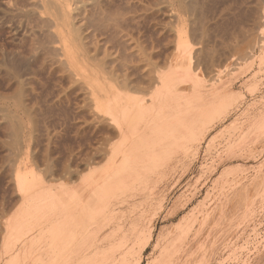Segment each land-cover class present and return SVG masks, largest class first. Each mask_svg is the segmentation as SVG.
<instances>
[{
    "label": "rangeland",
    "instance_id": "rangeland-1",
    "mask_svg": "<svg viewBox=\"0 0 264 264\" xmlns=\"http://www.w3.org/2000/svg\"><path fill=\"white\" fill-rule=\"evenodd\" d=\"M75 1L76 0H72L73 2L72 4L74 5H72L71 7L76 9V7H73V6H76ZM97 1L99 2L98 3L99 5L101 6L103 5L102 6L103 8H104V5H106L105 6L106 12H104V14L106 15H104V17L107 16V18L106 17L104 18L102 16V18H104V23H106V25H103L102 24L103 21H100L102 19L100 18L101 15L100 17L97 16L99 18L95 17L97 19V22L95 21L96 19L94 18L93 22H95L96 26L91 25V27L89 28L90 31L91 30L93 31V28H95V31H93V33L91 32L92 40L96 38L93 41H97V43L98 42L100 43L99 40H102L103 43H100V46L102 47H118V46L122 47L124 44L123 47H127V46L137 47L138 46V48L141 47V48L147 49V51H148V48L151 49L150 47H154L152 48V49H155V51L152 50L154 51L153 55H155V53L157 56L159 55L158 57L156 55H155L156 57L153 56L156 58V61H154V58H153V63H154L153 65L155 68L153 69V71H155L157 68V72L158 73L161 72L160 75H158L156 71L154 72L158 76L155 79V81H157L156 85L154 83L155 81L153 82V84H148V85L146 82L144 83L141 82V84L140 83L139 84L142 86H144V84H146L147 87L149 85L151 86H149V88H146L145 87L146 85H145L143 89L145 92L141 90L142 89L141 87H139V90H141V92L139 90H138L139 92H137V89H138L137 88L138 84H137V87H136L137 89L135 87L133 88H135L134 93L136 90V93H138L139 95H136L135 93L132 96L135 95L134 97H137V96L141 97L142 95H144V98H147L149 94V93L147 94V92L152 90V88L154 87L156 88L161 87L163 89L167 88V90H170V88L173 87L175 90V88L179 86V87H182L185 92L193 87L194 89L200 91V94L202 95L201 101L198 100V102L201 103V106H203L205 102L209 103L213 101L214 99H215L214 102L216 103V106H217L216 109L214 108L211 112L209 111L210 114H208L207 113L208 111L206 112L205 110L207 116L206 114H204V116L206 118L202 117V120L199 123L200 125L198 124L200 127L199 128L197 127L196 132L192 134L196 138H192L194 136H191L190 138H192L193 140L189 138V140H187L188 142L185 141L187 145L185 144L184 147L182 146L183 148L180 147L181 149L179 148L178 151L172 155L173 158L171 157L172 159L170 158L171 160L169 161V168L170 167L171 168L170 169L168 168L169 170L163 176L156 174V172H149V179L152 177L151 178L152 182L150 181L151 189H148V190L143 189V187L145 186L144 184L145 181L143 180L139 182H136V181L130 182L131 186H127L126 187L127 190L124 189L123 192L121 191L122 193L118 192L117 190L115 192L116 194H113L115 196L112 195L111 197V199L114 200L116 198V195L119 193L118 197L116 198V201L117 200L118 201L116 205L113 206L114 207L113 211L115 210L116 214H115V211L113 212L110 208L109 209L107 208V212H106V209L104 208L103 209L105 211L103 209L98 210V211H101L100 213L102 216L99 213L98 215L99 217L97 216L98 218L96 219L95 222L99 224H103L106 221V225L108 224L107 226L105 225L104 226L105 228H103L99 232L101 236V237L99 236L101 238L99 239L100 240L103 239V241H100L101 243L98 241V245H100L98 249L100 251L105 250L104 254H109L111 252L112 253L114 252L116 254L117 250L118 252L122 250V252L124 253L123 250L126 248L129 252L127 251L128 252L127 254L124 253L127 257L124 255L126 257L125 260H123L125 261V263H122V264H152V263L153 264L155 263L156 264H159V263L160 264H183L182 263L183 258L187 259V260L186 259L184 260L185 264L186 263L196 264L197 260L199 261V259L201 261L202 260L205 261V262L203 261L204 263L200 261V263H203V264H264V44L262 46L257 45L258 38L261 34H262L261 36L264 38V26H262L264 25V20H263V23L261 24L262 27L260 26L262 29L260 27L256 28L254 26V23H255L254 21L258 19V18L257 19L255 18L258 16L259 18H261L262 15L264 14V11H263L264 4L260 3L261 1L263 2V0H260L259 2L260 5H258L259 3H257L259 0L258 1L257 0H250V1L249 0L248 1L247 0H243V1L242 0L241 1L240 0H233V1L225 0L226 3L224 2V0L195 1V2H198V4H196V7L198 6L197 7L198 10L201 8L199 11L204 12L203 16H202V12L200 13L196 8H195V11L197 10L196 13L194 11L189 12L191 17L189 16V13L185 14L184 16L185 18V21H184L185 30L184 31L185 32L184 33L186 35V38L183 42L179 43V45H182V46L177 47L178 49L175 48V46L178 43H177V38H175L176 34H174V33H177L176 30L178 28V21L177 20L175 21L173 17H171L172 22L170 21L171 20L170 14H169L170 13L169 12L170 3L168 2V0H128L127 1L128 3L126 2V0H97ZM19 2L20 0L17 2L16 0H13V1L12 0H4V1L0 0V18H1L0 19V25H1L0 26V59H1L0 60V92H1L0 93V121H1L0 122V132L4 129L3 131L4 133L3 132L0 133V154H1L0 155V161H1L0 162L1 163L0 164V205H1L0 209L2 210V211L0 210L1 212L0 213V220H1L0 221V251L6 245L8 246L7 243L9 244L12 242H14L15 244L18 243V241L14 240L15 236H13V234H11L12 237L10 236L6 220H8V217L10 218V216L17 209V207L19 206V202L15 204L12 207V209L11 208L6 209L7 207L5 208L4 204H5V201L8 200L7 197L11 198L16 194V190L13 189L14 187L12 183L13 182L12 178L14 177L15 167L21 163V160L23 161L25 159L24 155H26V151H28V156L30 155L29 156V160H31L30 162L32 164L34 163L33 161L37 163L33 165L34 167H37L38 169H40L39 171L42 172V174L41 172L40 174L44 179V183L47 182L45 185L52 187V189L54 188L59 189L63 185L68 186V183L69 185H72V184H75L77 181L79 182L80 178H82V176L87 174V172L91 168L95 167L98 169L99 167L104 166V164L109 161V157H110L109 155H111V152H114V148H116L117 146L118 148H116L115 151L116 150L118 151V152L116 151V155L117 157H119V159L120 157H122L121 156L122 154H127L124 152H128L129 154L130 153L129 147L131 148L130 145L132 144L131 140H126L127 142L124 143L122 139H120L121 136L119 135L117 136V134H115L112 131L115 126H113L112 125L113 123L111 124V122L108 123L109 121L106 120L107 118H105V116L107 115H103L104 112L101 113L102 111L100 112L99 109L97 108V105H96L97 99L101 102L100 104V102L98 101L97 102L98 105L100 104L103 106L105 98L104 99L102 98L104 100L103 102L101 98H97L95 99L96 101L93 102V100H91L93 98L89 94L88 95L91 98L89 97L87 98L88 95L86 94H81V92L78 91L80 89L78 85H82L80 80H77V82H75V85L72 83L73 86L70 87L71 84L69 83L68 80L72 79V81H75L73 80L74 76L71 75V77L73 78L69 77L70 75L66 77V75H68L66 74V72L68 71L65 70L66 66H63L64 67L63 68L61 67L62 64L59 66L60 64L59 60L56 62V60L61 57L60 56L61 54H62V57L64 56L63 54L66 50L61 51L63 52L61 53L60 52L61 49L57 47L52 48V46L48 47V46H45L44 44L45 42H49V39L46 37V36H49L48 35L49 33H46V32H48L47 31L48 28L50 31L51 29L45 24L46 22L44 23L43 21H41V20H44V17H45V14L42 13V11L40 10L42 8L37 9L38 7H36L35 4L33 5L31 1L29 2L22 1V2H25L26 5L25 3H21V2L19 3ZM77 2H80V1L78 0ZM201 2L202 3L204 2V3L202 4ZM254 2H256L257 4ZM29 3L32 4L33 6L31 7ZM83 3L81 2L80 5L79 3H77V5L82 6ZM215 5L218 7H216ZM23 6L26 8H24ZM238 7H241V9L239 10ZM248 7L250 10L248 9ZM114 8H115V11H114ZM141 8H143L144 11L141 10ZM221 8L222 9L224 8L223 9L224 11L221 10ZM227 9L228 11H226ZM260 10L262 11L261 13H263L262 15L260 13ZM254 13H257L258 15L257 14L254 15ZM234 15L236 16L234 17ZM120 16L122 19H120ZM194 17L195 18L197 17L199 20L195 19ZM203 17H206V18H203ZM127 18H130V20ZM205 19L208 21H205ZM217 19H218V22H217ZM253 19L255 20L253 21ZM117 20L122 23H118ZM124 20H126L127 22L126 21L124 22ZM173 20L175 21L174 24H173ZM248 20H250L251 22L252 21L254 22L252 23H253V26L256 28L255 31H254L255 28L252 27L251 25L252 23ZM98 21L100 22L99 25L101 24L102 28L101 26L100 28L99 26H97ZM107 21L109 22V24ZM110 21L112 24L110 23ZM189 21H192V23H194L193 25L199 28V33H197V31L195 32V35L198 34L197 36H195L192 33L191 31L192 25H189ZM41 22H43V24L45 25H42ZM116 23L118 24V26L116 25ZM168 23H170L171 25ZM196 23L200 25V27ZM218 24L219 25L222 24L221 25L222 28ZM104 26H106L107 28L106 27L104 28ZM169 26H173L174 29L172 30V27H169ZM39 27L40 28L42 27V28L40 29ZM96 27H98V29H96ZM133 27H136V28H134L133 30ZM167 27L171 28L170 34L168 33L169 29ZM116 28H119V29H116ZM125 28H128V29L125 30ZM99 29L101 30V32ZM220 29L221 30L223 29V30L221 31ZM53 30L54 29H52V31ZM200 30L202 32H200ZM115 31H117V33ZM190 31L191 33H189ZM126 32L128 33V35H126L127 34ZM121 33L122 35L120 36ZM171 33L174 34L175 37H173L174 35H172ZM168 35H171L172 37ZM191 35H194V37L192 36L191 38ZM97 37L99 40L97 39ZM125 38L127 39V41ZM194 38H195V41H194ZM223 38H226V39H223ZM39 41H42V42L44 41L43 43L44 46L42 45V42H40L41 43L40 44ZM115 41L117 42V44ZM54 42L56 43V41ZM53 43H51L50 45H52ZM93 43H96V42H92L91 44ZM121 43L123 44L121 45ZM46 44H49V43H46ZM169 47H171V49ZM223 47L227 49L225 50ZM43 48L46 52L43 51ZM54 48L59 49V52L61 54L58 53V50L57 49L55 50ZM90 49H92V47ZM187 49L191 52H189ZM77 50L80 51V49H76V52H78ZM176 50L177 51L179 50L178 51L179 53H176L177 52ZM67 51L73 53V51H70V48L67 49ZM193 51H195V55ZM197 51L199 52L200 55L196 53ZM56 52L58 53L59 56L57 55ZM206 53L208 56L206 55ZM73 54H75V52ZM79 54H81V52L80 53L78 52V54L76 55L79 59H81L83 55L82 54L79 55ZM175 54H177V56H175ZM167 55H168V58L166 57ZM50 57L52 58V60L50 59ZM36 58H39V59H36ZM42 58H46V59H42ZM197 60L198 62L196 63L195 61ZM188 63H190L188 66L189 68L186 67ZM159 64L162 66H160ZM50 65L51 67L48 68V66ZM177 66H179L180 68L179 67L177 68ZM193 66H195L196 68ZM46 67L47 69H45ZM54 67H57V68H54ZM52 68H53V71H52L53 73L50 72ZM60 68H61V71L62 72L64 71L65 73L64 72L61 73V71H59ZM54 71L56 72V74L54 73ZM58 72L61 75H59ZM23 74H25V76ZM70 74L72 73L70 72ZM33 75L34 76L36 75V76L34 77ZM13 76L16 78H14ZM179 76L181 77L183 76V79ZM13 78L15 80H13ZM161 78L166 84L162 82ZM60 80L63 81L64 84ZM25 81L26 83H24ZM72 81L70 80V82ZM168 82H170L171 84ZM60 84L62 85L60 86ZM167 84L168 85L170 84L171 86L170 85L168 86ZM63 85H64V88H63ZM161 85H163L164 87ZM12 86L15 87L14 88L15 90L13 89ZM56 86H59V87H56ZM125 87L127 86H123L124 89L121 87L123 91H125ZM20 88L22 89V91L20 90ZM128 88L129 90L132 89L131 92L133 93V88L127 87L126 89L128 90ZM173 88H171L172 91H174ZM145 89L147 90V92ZM84 90L86 89L84 88ZM84 90L83 92L85 93L86 91ZM11 92H13V94ZM120 92L122 93V91ZM8 93L10 95H7ZM187 93H185V95H187ZM125 94L131 96V94H129L128 92ZM85 95L86 97H84ZM9 97L11 98V100ZM21 98L22 99L25 98V100H22ZM35 98L36 99L38 98V99L36 100ZM51 98H53L54 100ZM80 99L81 101H79ZM82 100H84L85 102ZM80 102L81 104H79ZM15 104H18V106ZM29 108H31L32 110H30ZM1 110L3 111L1 112ZM96 111L102 114L103 116L102 119H101V114L98 115ZM13 112L15 113V115ZM93 112H95L96 114ZM93 115H95V117ZM6 116L8 118L10 117L11 118L8 119ZM30 117L31 119L33 118L32 119L33 121H31ZM5 119L6 121H4ZM11 119H12V123L10 122ZM16 119L18 121V124H17ZM9 122L11 123L13 127H8L10 124ZM4 123H6L7 130H9L8 128H12V129L14 128V132L12 131V129H10V131L8 132L6 130ZM33 123L34 125H32ZM91 124H93L92 127H91ZM123 124L124 122L122 123V128L124 129H126L127 127L129 128V126H127V123L124 124L127 127L124 126ZM81 127L83 131L81 130ZM105 127L107 128V130ZM110 128L112 130H110ZM198 131H199V134H198ZM6 132L7 134H5ZM11 132L16 133V134H14L13 136V133ZM46 134H48V136ZM50 134H53V135H50ZM6 135L7 136L10 135L9 138ZM17 135L19 138L17 137ZM42 136L44 137V139ZM33 137H35L34 140H33ZM25 139L30 142L28 141L26 142ZM51 139L53 140V142ZM6 140L7 141L9 140V141L7 142ZM91 140H93V142H91ZM3 142H6V143H3ZM47 143L48 144L50 143L52 147L51 145H48ZM92 144L95 147H93ZM69 146L71 147V149H69L70 148ZM12 147L13 148L15 147V148L12 149ZM93 148H95V150H93ZM9 149L11 150V152ZM90 149H92V151ZM45 150L47 151V154ZM42 151L44 155L42 154ZM30 152L32 154H30ZM13 153L15 154L16 157H14V155L12 156ZM85 153L89 156H87ZM7 154H9V156ZM21 154L23 155L22 157H21ZM39 154H42V155H39ZM50 154H52L53 156H51ZM82 154L84 155V157L82 156ZM113 154H115V152ZM38 155L40 157L43 156L42 157L43 161L40 159ZM101 156L103 157L105 156V157L103 158ZM34 157L36 158L33 159ZM91 158H93V160H96V161L93 162ZM101 158H102V161L100 162ZM97 159L99 160L97 161ZM79 161L80 163H78ZM42 162L44 164H42ZM63 162L64 164H66V166L63 164ZM85 163L86 164L88 163L89 166L87 164V167H86ZM60 165L64 167H61ZM40 166L43 168H41ZM59 167L61 170L59 169ZM52 169H54V171L58 169L57 170L58 173L57 171L54 172ZM9 170H11L12 172ZM65 171H66V174H65ZM77 171H80V172H77ZM67 172L68 173L71 172V173L68 174ZM53 174L54 175L56 174L57 176L58 174L60 175L57 177L56 175L54 176ZM8 181L9 182L12 181L11 188H7V187H10L9 186L10 183ZM140 183L143 184L142 185L143 187L141 186ZM135 186H137L136 187L137 190H134ZM130 187H131V190H133L132 192L130 190ZM4 189L7 195L3 192ZM120 190L122 189H119V191ZM2 192L4 193L3 195L1 194ZM10 193H12L13 195L12 194L10 195ZM113 197L115 198L113 199ZM3 199H7V200L3 201ZM3 212L5 213L6 216L4 215ZM104 212L106 213V216L110 214L109 215L110 217L107 218ZM112 214H114L115 216H111ZM101 219L102 220L104 219V221H102ZM113 224L115 225V228H116L115 230H113L114 229ZM117 226H120V227H117ZM107 228H108V231H107ZM109 230L110 232L112 231V233H110ZM103 231L105 232L104 235L101 234V233H104ZM79 237L80 236H76L74 239H72L71 246L73 248L77 247L79 245V242L82 240V239H79ZM65 239L67 240L68 237L67 238L65 237ZM77 241L79 242L77 243ZM101 244L103 247H101ZM112 244L116 245L118 249L116 246L115 248L114 245ZM83 245L85 244L83 243ZM112 246L114 247L113 249H112ZM100 248H103V249L106 248V249L102 250ZM107 248L109 249L107 250ZM82 250L80 252L81 254H79V257L76 261L82 259V256L84 254L87 255L88 253L87 250L85 249L83 251ZM188 252H189V255H188ZM32 256L33 255L27 256V259L32 258Z\"/></svg>",
    "mask_w": 264,
    "mask_h": 264
},
{
    "label": "bare ground",
    "instance_id": "bare-ground-1",
    "mask_svg": "<svg viewBox=\"0 0 264 264\" xmlns=\"http://www.w3.org/2000/svg\"><path fill=\"white\" fill-rule=\"evenodd\" d=\"M4 1V0H3ZM13 1V0H12ZM19 0H16V2ZM22 1H31V3H33V5L35 4L36 7L42 8L40 9L42 11V13L45 14L44 20L43 21L48 27H50L51 31L48 28V35L46 36L49 39V42H45L44 41H39L45 44V46H52L53 47H57L61 51L66 50L70 48V51H73V53L75 52V54H73L72 52L66 51L64 52V58L62 57L63 52H59L61 57L59 59L56 60V62L59 60V66L61 65V67L66 66L65 70L68 71L66 72V77L69 76L72 79H70L72 82L69 81V83L72 85V83L75 85V82H77V80H80L82 85H78L81 89L82 87V91L79 89L78 91L81 92V94H86V95H90L93 99V102H95L97 98H101L102 102L104 101L103 106L100 105L101 102L97 99V102H100V106L98 105V103L96 102L97 108L99 109V111L101 113H103V115H107L105 116V118H107L106 120H108L113 126H115L113 128V130L110 128V130H112L115 134H117V136H121L120 139H122V141L124 143H126V140H131L132 144L130 145L131 148L129 147V154L128 152H124L127 154H122L121 156L123 157H117L116 155V151L115 149L118 148V146L116 148H114V152L115 154H113L114 152H111V155H109V161L107 163L104 164V166L99 167L98 169L95 168H91L87 174H85L84 176H82V178H80V181L76 182L75 184L69 185L68 186H62L59 189H52V187L46 186L44 183V179L41 176L42 172L39 171L40 169H38L37 167H34L33 164H37L35 161H33L34 163L32 164L29 160V156H28V151H26V155L25 159L22 161L19 165H17L15 167V173H14V177L13 182L12 181H8L10 184L11 182L13 183V189L16 190V194L13 197H7V199H3V201H5V208L6 209H12V207L17 204L19 202V206L17 207V209L14 211V213L10 216V218L8 217L7 221V226L9 229V233L10 236L11 234H13L14 240L18 241L17 244H15L14 242L12 243H7L8 246L6 245L5 247H3V249L0 251V264H122L125 263V258L127 257L124 253H128L129 251L125 248L122 252V250H120L115 254L114 252L109 253V254H104L106 248H100L104 251H100L98 248L100 245H98V241H103L100 240L101 236L99 234L100 230H102L103 228H105L104 226L106 225V221L103 224H99L96 223V219L99 217V213L101 211H98L99 209H106L107 212V208L111 209L113 211L114 209V205H116L117 201L116 198L118 197V194L116 195V198L113 197L114 200L111 199L113 194H116L115 192L118 190V192L122 193L124 189L127 190V186H131L130 182L136 181L139 182L141 180L145 181L144 184L145 186L143 187L142 183L141 186L143 187V189H151L150 185H151V178L149 179V172H156V174H159L161 176H163L170 168H169V161L173 158L172 155L178 151V149L181 147L183 148L185 146V141L189 140V138L191 136H194L192 134H194L196 132V128L200 127L199 123L202 120V117H205L204 114H206V112L208 114H210V112L215 108L216 109V103L213 101L207 103V102H203V106H201V103L198 102L201 101L202 99V95L200 94V91L194 89L193 87L190 88L188 91H184V89L182 87L177 86L174 90H167V88H152V90H150L149 92H147L148 96L147 98H144V95H142L141 97L137 96L134 97L132 96L134 93V89L137 87L138 84V89L137 92H141V90L144 89V86L146 84H144V86L140 85L141 82H146L147 85L148 84H153V82L155 81V79L158 77V75H160V73L157 72V68H156V72L157 74H155L153 71L154 68V63H153V58L154 61H156V53L155 55H153V52L155 51V49H152L154 47H150L151 49L148 48L144 49V48H138L137 47H123L124 46V41L123 43H121V45L123 44L122 47H102L100 46V43H103L102 40H99L98 37L97 39L100 41V43L97 41H93L95 39L92 40V33L93 31H95V28H93V31L89 30V28L91 27V25H95L94 18L101 15L100 18H102V16L104 17V12H106V8L104 5V8L99 5L98 1L96 0H79L80 2H77L78 0H76V7L72 8L71 6L74 5L72 4V0H20L21 3H25ZM84 1V3H83ZM128 0H126L127 2ZM195 1H199V0H168L169 4V8H170V19L171 17H173V19H175V21H178V28H177V33L176 37L174 34L173 37L177 38V45L175 46V48L177 47H181L182 45H179L180 42H183L186 38L185 35V29H184V21H185V14L194 11L196 13V11L198 10V6L196 7V4H198V2ZM204 1V0H203ZM233 1V0H232ZM241 1V0H240ZM243 1V0H242ZM248 1V0H247ZM250 1V0H249ZM258 1V0H257ZM7 2V1H6ZM19 2V3H20ZM74 2V3H75ZM83 3L82 6H79L80 3ZM97 2V3H96ZM101 2V1H100ZM167 2V3H168ZM213 2V1H212ZM225 2V0H224ZM230 2V1H229ZM236 2V1H235ZM260 0L257 2L259 3ZM18 3V4H19ZM77 3H79V5H77ZM106 3V2H105ZM124 3V2H123ZM128 3V2H127ZM144 3V2H143ZM165 3V2H164ZM202 3V2H201ZM204 3V2H203ZM202 3V4H203ZM226 3V2H225ZM246 3V2H245ZM252 3V2H251ZM256 3V2H254ZM256 3V4H257ZM260 3L264 4V0L263 2L261 1ZM260 3L258 5H260ZM4 4V3H3ZM126 4V3H125ZM223 4V3H222ZM237 4V3H236ZM242 4V3H241ZM13 5V4H12ZM24 5V4H23ZM26 5V3H25ZM29 5L32 7L33 5L29 3ZM38 5V6H37ZM108 5V4H107ZM124 5V4H123ZM130 5V4H129ZM137 5V4H136ZM156 5V4H155ZM221 5V4H220ZM233 5V3H232ZM243 5V4H242ZM7 6V5H6ZM17 6V5H16ZM28 6V5H27ZM29 6V7H30ZM79 6V7H78ZM134 6V5H133ZM146 6V5H145ZM201 6V5H200ZM199 6V7H200ZM207 6V5H206ZM216 6V5H215ZM225 6V5H224ZM227 6V4H226ZM231 6V5H230ZM229 6V7H230ZM240 6V5H239ZM262 6V4H261ZM24 7V6H23ZM35 7V6H34ZM78 7V8H77ZM123 7V6H122ZM127 7V6H126ZM141 7V6H140ZM147 7V6H146ZM153 7V6H152ZM208 7V6H207ZM214 7V6H213ZM218 7V6H216ZM237 7V5H236ZM246 7V6H245ZM256 7V6H255ZM26 8V7H24ZM132 8V7H131ZM137 8V7H136ZM195 8L197 9L195 11ZM227 8V7H226ZM239 10L241 9V7H238ZM253 8V7H252ZM251 8V9H252ZM11 9V8H10ZM31 9V8H30ZM113 9V7H112ZM126 9V8H125ZM201 9V8H200ZM199 9V10H200ZM207 9V8H206ZM210 9V8H209ZM224 9V8H223ZM221 8V10H223ZM232 9V8H231ZM244 9V8H243ZM249 9V7H248ZM15 10V9H14ZM44 10V11H43ZM119 10V9H118ZM128 10V9H127ZM134 10V9H133ZM140 10V9H139ZM141 10H143V8H141ZM140 10V11H141ZM153 10V9H152ZM169 10V9H168ZM198 10V11H199ZM230 10V9H229ZM247 10V8H246ZM250 10V9H249ZM248 10V11H249ZM19 11V10H18ZM32 11V10H31ZM40 11V12H41ZM115 11V8H114ZM144 11V10H143ZM213 11V9H212ZM218 11V10H217ZM216 11V12H217ZM220 11V9H219ZM224 11V10H223ZM228 11V9L226 10ZM264 11V10H263ZM7 12V11H6ZM34 12V11H33ZM39 12V13H40ZM109 12V11H108ZM113 12V11H112ZM124 12V11H123ZM128 12V11H127ZM193 12V13H194ZM200 12V11H199ZM202 12V11H201ZM200 12V13H201ZM206 12V10H205ZM209 12V11H207ZM211 12V11H210ZM262 11L260 10V13ZM32 13V12H31ZM30 13V14H31ZM115 13V12H114ZM119 13V11H118ZM130 13V12H129ZM150 13V12H149ZM202 12V16H203ZM213 13V12H212ZM229 13V12H228ZM227 13V14H228ZM238 13V12H237ZM258 13V11H257ZM257 13H254L257 14ZM259 13V15H260ZM12 14V13H11ZM25 14V13H24ZM109 14V13H107ZM124 14V13H123ZM127 14V13H126ZM214 14V13H213ZM225 14V13H224ZM233 14V13H232ZM253 14V13H252ZM263 13H261L262 15ZM6 15V14H5ZM8 15V14H7ZM21 15V14H20ZM29 15V14H28ZM36 15V14H35ZM42 15V14H41ZM116 15V14H114ZM138 15V14H137ZM195 15V14H194ZM205 15V14H204ZM217 15V14H216ZM226 15V14H225ZM224 15V16H225ZM258 15V14H257ZM256 15V16H257ZM126 16V15H124ZM132 16V15H131ZM129 16V17H131ZM143 16V15H141ZM147 16V15H145ZM190 16V13H189ZM207 16V15H206ZM221 16V15H219ZM223 16V14H222ZM228 16V15H227ZM236 15H234L235 17ZM238 16V15H237ZM246 16V15H245ZM22 17V16H21ZM30 17V16H29ZM34 17V16H33ZM41 17V16H40ZM97 17V18H99ZM107 18V16H105ZM104 17V18H105ZM112 17V16H111ZM115 17V16H114ZM117 17V16H116ZM133 17V16H132ZM169 17V16H168ZM191 17V16H190ZM198 17V16H197ZM195 18L197 20H199L198 18ZM210 17V16H208ZM226 17V16H225ZM250 17V16H249ZM104 18H102L100 21H103V25H106V23H104ZM125 18V17H124ZM137 18V17H136ZM141 18V17H140ZM206 18V17H203ZM233 18V17H232ZM258 18V19H257ZM1 19V18H0ZM27 19V18H26ZM96 19V18H95ZM116 19V18H114ZM120 19L121 16H120ZM130 20V18H127ZM126 19V20H127ZM155 19V18H154ZM191 19V18H190ZM210 19V18H209ZM222 19V18H220ZM224 19V17H223ZM255 19H257L256 21H254ZM255 19H253L254 26L260 27L261 24L263 23L264 20V14L262 15L261 18L256 17ZM3 20V19H2ZM21 20V19H20ZM99 20V19H98ZM111 20V18H110ZM113 20V19H112ZM124 20V22L126 21ZM132 20V19H131ZM136 20V19H135ZM166 20V19H165ZM192 20V19H191ZM227 20V19H226ZM232 20V19H231ZM240 20V18H239ZM97 22V19L95 20ZM106 21V20H105ZM118 21V20H117ZM116 21V22H117ZM123 21V20H122ZM134 21V19H133ZM140 21V20H139ZM146 21V20H144ZM148 21V20H147ZM172 22V19L170 20ZM175 21L173 20V24L175 23ZM205 21H208L205 19ZM212 21V20H211ZM210 21V22H211ZM233 21V20H232ZM238 21V20H237ZM250 21V20H248ZM40 22V20H39ZM43 22H41L42 25ZM108 22V21H107ZM114 22V21H113ZM127 22V21H126ZM137 22V21H136ZM163 22V21H162ZM167 22V21H166ZM169 22V20H168ZM170 22V23H171ZM191 22V24H190ZM194 22V21H193ZM214 22V21H213ZM218 22V19H217ZM225 22V20H224ZM251 22V21H250ZM251 22V23H252ZM93 23V24H91ZM99 21L97 23V26H101V24L99 25ZM111 23V21H110ZM118 23H122L119 22ZM145 23V22H144ZM168 23V24H170ZM198 23V22H197ZM196 23V24H197ZM204 23V22H203ZM215 23V22H214ZM223 23V22H222ZM242 23V22H241ZM253 23L251 24L252 27ZM33 24V23H32ZM35 24V23H34ZM109 24V22H108ZM112 24V23H111ZM133 24V23H132ZM137 24V23H136ZM147 24V23H146ZM172 24V23H171ZM170 24V25H171ZM194 23H192V21H189V25H192L191 27V31L192 33L195 35V32L197 31V33H199V28L195 27V25H193ZM199 24V23H198ZM197 24V25H198ZM202 24V23H201ZM206 24V23H205ZM213 24V23H212ZM211 24V26H212ZM216 24V23H215ZM220 24V23H219ZM218 24V25H219ZM240 24V23H239ZM250 24V23H249ZM39 25V24H38ZM116 25L118 26V24L116 23ZM131 25V24H130ZM128 25V26H130ZM134 25V24H133ZM167 25V24H166ZM222 25V24H221ZM221 25H219L221 27ZM1 26V25H0ZM26 26V25H25ZM96 26V25H95ZM113 26V25H112ZM115 26V24H114ZM116 26V27H117ZM200 27V25H198ZM206 26V25H205ZM210 26V25H209ZM214 26V25H213ZM229 26V25H228ZM240 26V25H239ZM248 26V25H247ZM264 26V25H262ZM261 26V27H262ZM106 26H104L105 28ZM111 27V26H110ZM132 27V26H131ZM130 27V28H131ZM138 27V26H136ZM133 27V30L134 28ZM155 27V26H154ZM172 27V30L174 29L173 26H169ZM195 27V28H194ZM251 27V26H250ZM254 27V28H255ZM260 27V28H261ZM40 28V27H39ZM38 28V29H39ZM42 28V27H41ZM40 28V29H41ZM102 28V26H101ZM107 28V27H106ZM129 28V27H128ZM128 28H125L128 29ZM168 28V27H167ZM202 28V27H201ZM207 28V27H206ZM205 28V29H206ZM219 28V27H218ZM222 28V27H221ZM226 28V27H225ZM233 28V27H232ZM256 28L254 29V31L256 30ZM27 29V28H26ZM29 29V28H28ZM52 29H54L52 31ZM96 29H98V27H96ZM112 29V28H110ZM115 29V28H114ZM119 29V28H116ZM165 29V28H164ZM168 33L170 34L171 32V28H168ZM204 29V28H203ZM202 29V30H203ZM230 29V28H229ZM253 29V28H252ZM262 29V28H261ZM33 30V29H32ZM100 30V29H99ZM104 30V29H103ZM106 30V29H105ZM109 30V29H108ZM189 30V29H188ZM221 30V29H220ZM223 30V29H222ZM221 30V31H222ZM231 30V29H230ZM229 30V31H230ZM46 31V29H45ZM191 31L189 33H191ZM204 31V30H203ZM219 31V30H218ZM42 32V31H41ZM92 32V33H91ZM101 32V30H100ZM99 32V33H100ZM117 33V31H115ZM120 32V31H119ZM133 32V31H132ZM173 32V31H172ZM200 32H202L200 30ZM206 32V31H205ZM212 32V31H211ZM220 32V31H219ZM242 32V31H240ZM36 33V32H35ZM125 33V32H124ZM127 33V32H126ZM136 33V31H135ZM140 33V32H139ZM153 33V32H152ZM228 33V32H227ZM239 33V32H237ZM236 33V34H237ZM252 33V31H251ZM249 33V34H251ZM45 34V33H44ZM104 34V33H102ZM101 34V36H102ZM115 34V33H114ZM259 34V33H258ZM34 35V34H32ZM52 35V36H51ZM99 35V34H98ZM111 35V34H110ZM122 35V33L120 34V36ZM128 35V33L126 34ZM130 35V34H129ZM143 35V34H142ZM194 35H191L194 37ZM198 34H196L195 36H197ZM209 35V34H208ZM218 35V34H217ZM240 35V34H239ZM245 35V34H244ZM260 35V34H259ZM258 35V36H259ZM262 35V34H261ZM260 35V36H261ZM112 36V35H111ZM116 36V35H115ZM171 36V35H168ZM202 36V35H201ZM222 36V35H221ZM235 36V35H234ZM241 36V35H240ZM258 38V46L259 45H263L264 44V38L261 36ZM35 37V36H34ZM105 37V36H104ZM110 37V36H109ZM114 37V35H113ZM118 37V35H117ZM128 37V36H127ZM148 37V36H147ZM160 37V36H159ZM172 37V36H171ZM190 37V36H189ZM203 37V36H202ZM208 37V36H207ZM229 37V36H228ZM227 37V38H228ZM31 38V37H30ZM45 38V37H44ZM123 38V37H122ZM129 38V37H128ZM146 38V37H145ZM106 39V38H105ZM111 39V38H110ZM126 39V38H125ZM170 39V38H169ZM226 39V38H223ZM232 39V38H231ZM257 39V38H255ZM107 40V39H106ZM112 40V39H111ZM116 40V39H114ZM145 40V39H144ZM165 40V39H163ZM175 40V39H174ZM46 41V40H45ZM56 41V43L54 42ZM127 41V39H126ZM129 41V39H128ZM148 41V40H147ZM154 41V40H153ZM192 41V39H191ZM195 41V38H194ZM197 41V40H196ZM225 41V40H224ZM28 42V41H27ZM32 42V41H31ZM54 42V43H53ZM92 42H96L91 44ZM112 42V41H111ZM116 42V41H115ZM120 42V41H119ZM131 42V41H130ZM190 42V41H189ZM188 42V43H189ZM198 42V41H197ZM204 42V41H203ZM240 42V41H239ZM33 43V42H32ZM31 43V44H32ZM35 43V42H34ZM38 43V45H39ZM49 43V44H46ZM51 43L55 44V45H50ZM113 43V42H112ZM138 43V42H137ZM145 43V42H144ZM143 43V44H144ZM166 43V42H165ZM199 43V42H198ZM222 43V42H221ZM16 44V43H15ZM41 44V43H40ZM99 44V45H98ZM105 44V43H104ZM111 44V43H110ZM117 44V42H116ZM133 44V43H132ZM135 44V43H134ZM142 44V43H141ZM183 44V43H182ZM229 44V43H228ZM227 44V45H228ZM26 45V44H25ZM24 45V46H25ZM29 45V44H28ZM37 45V46H38ZM41 45V46H42ZM91 45V46H90ZM93 45V46H92ZM130 45V44H129ZM145 45V44H144ZM148 45V44H147ZM170 45V44H169ZM186 45V43H185ZM189 45V44H188ZM207 45V44H206ZM226 45V46H227ZM230 45V44H229ZM4 46V45H3ZM31 46V45H30ZM44 46V45H43ZM100 46V47H98ZM106 46V45H105ZM172 46V45H171ZM215 46V45H214ZM236 46V44H235ZM238 46V45H237ZM254 46V45H253ZM260 46V47H261ZM21 47V46H20ZM34 47V46H33ZM32 47V48H33ZM92 47V49H90ZM143 47V46H142ZM205 47V46H204ZM40 48V47H39ZM51 48V49H52ZM80 49V51H78L79 53L81 52V54L83 55V57H81V59H79L77 57L76 54H78V52H76V49ZM147 48V47H145ZM171 49V47H169ZM221 48V47H220ZM224 48V47H223ZM31 49V48H30ZM46 49V48H45ZM55 49V48H54ZM55 49V50H56ZM72 49V50H71ZM173 49V47H172ZM178 49V48H177ZM189 49V48H188ZM187 49V50H188ZM209 49V48H208ZM225 49V48H224ZM227 49V48H226ZM225 49V50H226ZM26 50V49H25ZM47 50V49H46ZM54 50V51H55ZM93 52H92V51ZM154 50V51H152ZM162 50V49H161ZM168 50V49H167ZM182 50V49H181ZM186 50V49H184ZM195 50V48H194ZM217 50V49H216ZM2 51V50H1ZM35 51V50H34ZM43 51L44 48H43ZM50 51V50H49ZM48 51V52H49ZM177 51V50H176ZM175 51V52H176ZM179 51V50H178ZM176 53H179V52ZM189 51V50H188ZM187 51V52H188ZM199 51V50H198ZM196 52L199 54V52ZM33 52V51H32ZM46 52V51H45ZM166 52V51H164ZM168 52V51H167ZM186 52V51H185ZM191 52V51H189ZM194 55H195V51ZM203 52V51H202ZM219 52V51H218ZM36 53V52H35ZM39 53V52H38ZM50 53V52H49ZM55 53V52H53ZM57 53V52H56ZM57 53V55H58ZM169 53V52H168ZM173 53V51H172ZM216 53V52H215ZM52 54V53H51ZM79 54V55H81ZM184 54V53H183ZM186 54V53H185ZM192 54V53H191ZM228 54V53H227ZM21 55V54H20ZM44 55V54H43ZM48 55V54H47ZM161 55V54H160ZM171 55V54H170ZM207 55V53H206ZM214 55V54H213ZM28 56V55H27ZM40 56V55H39ZM50 56V54H49ZM52 56V55H51ZM59 56V55H58ZM155 56V57H153ZM159 56V55H158ZM157 56V57H158ZM175 56H177V54H175ZM183 56V55H182ZM187 56V55H186ZM205 56V55H204ZM208 56V55H207ZM219 56V55H218ZM226 56V55H225ZM24 57V56H23ZM33 57V56H32ZM161 57V56H160ZM168 58V55L166 56ZM190 57V56H189ZM192 57V56H191ZM56 58V57H55ZM58 58V57H57ZM185 58V57H184ZM194 58V57H193ZM192 58V60H193ZM200 58V57H199ZM211 58V57H210ZM217 58V57H216ZM227 58V57H226ZM39 59V58H36ZM42 59H46V58H42ZM48 59V57H47ZM50 59L52 60V58L50 57ZM189 59V58H188ZM207 59V58H206ZM1 60V59H0ZM41 60V59H40ZM159 60V59H158ZM164 60V59H163ZM166 60V59H165ZM45 61V60H44ZM55 61V60H54ZM169 61V60H168ZM167 61V62H168ZM43 62V61H42ZM41 62V63H42ZM162 62V61H161ZM185 62V61H184ZM191 62V61H189ZM194 62V61H193ZM196 63L198 62L195 61ZM212 62V61H211ZM160 63V62H159ZM175 63V62H174ZM203 63V61H202ZM48 64V63H47ZM157 64V63H156ZM190 63H188V65L186 67L189 66ZM214 64V63H213ZM44 65V64H43ZM49 65V64H48ZM56 65V64H54ZM160 65V64H159ZM158 65V66H159ZM195 65V64H194ZM198 65V64H197ZM40 66V65H39ZM162 66V65H160ZM159 66V67H160ZM196 66V65H195ZM193 66V67H195ZM202 66V65H201ZM209 66V65H208ZM35 67V66H34ZM43 67V66H42ZM51 67L48 66V68ZM156 67V66H155ZM179 66H177L178 68ZM185 67V66H184ZM183 67V68H184ZM215 67V66H214ZM57 68V67H54ZM64 68V67H63ZM62 68V70H63ZM68 68L70 70V72L72 74H70L69 70L66 69ZM180 68V67H179ZM182 68V69H183ZM189 68V67H188ZM196 68V67H195ZM35 69V68H34ZM39 69V68H38ZM47 69V67L45 68ZM44 69V70H45ZM159 69V68H158ZM176 69V67H175ZM174 69V70H175ZM181 69V70H182ZM186 69V68H185ZM194 69V68H193ZM192 69V70H193ZM57 70V69H56ZM13 71V70H12ZM32 71V70H31ZM41 71V70H39ZM53 71V68L51 69L50 72ZM59 71H61V68L59 69ZM45 72V71H44ZM47 72V70H46ZM64 72V71H63ZM61 71V73H63ZM184 72V71H183ZM196 72V71H195ZM217 72V71H216ZM23 73V72H22ZM34 73V72H33ZM32 73V74H33ZM49 73V72H48ZM53 73V72H52ZM54 73L56 74V72L54 71ZM65 73V72H64ZM177 73V72H176ZM6 74V73H5ZM16 74V73H15ZM20 74V73H19ZM30 74V73H29ZM59 74V72H58ZM187 74V73H186ZM22 75V74H21ZM25 76V74H23ZM40 75V74H38ZM45 75V74H44ZM61 75V74H59ZM140 75V76H138ZM31 76V75H30ZM34 76V75H33ZM36 76V75H35ZM34 76V77H35ZM43 76V75H42ZM63 76V74H62ZM184 76V75H183ZM183 76H179L183 79ZM14 77V76H13ZM19 77V76H18ZM27 77V76H26ZM54 77V75H53ZM57 77V76H56ZM61 77V76H60ZM65 77V78H66ZM176 77V76H175ZM178 77V78H179ZM9 78V77H8ZM16 78V77H14ZM13 78V80H15ZM37 78V77H36ZM168 78V77H167ZM30 79V78H29ZM49 79V78H48ZM56 79V78H55ZM162 79V78H161ZM160 79V80H161ZM166 79V78H165ZM173 79V78H172ZM175 79V78H174ZM177 79V78H176ZM180 79V78H179ZM26 80V79H25ZM32 80V79H31ZM195 80V79H194ZM24 81V80H23ZM30 81V80H29ZM41 81V79H40ZM55 81V80H54ZM61 81V80H60ZM190 81V80H189ZM52 82V81H51ZM63 83V81H61ZM155 81V85H156ZM161 82V81H160ZM162 82L163 79H162ZM167 82V80H166ZM177 82V81H176ZM188 82V81H187ZM185 82V83H187ZM198 82V81H197ZM5 83V82H4ZM15 83V82H14ZM18 83V82H17ZM26 83V81L24 82ZM40 83V82H39ZM46 83V82H45ZM53 83V82H52ZM67 83V81H66ZM68 83V84H69ZM140 83V84H139ZM165 83V82H164ZM170 83V82H168ZM181 83V82H179ZM183 83V82H182ZM32 84V83H31ZM64 84V83H63ZM67 84V85H68ZM162 84V83H160ZM166 84V83H165ZM171 84V83H170ZM169 84V85H170ZM15 85V84H14ZM22 85V84H21ZM24 85V84H23ZM45 85V84H44ZM50 85V84H49ZM62 84H60L61 86ZM66 85V86H67ZM147 85L145 86L146 88H149V85L147 87ZM168 85V84H167ZM168 85V86H169ZM8 86V85H7ZM40 86V85H39ZM77 86V87H78ZM84 86V87H83ZM123 86H127V87H135L133 88V93L131 92V90L126 89L127 87H125V91H123ZM163 86V85H161ZM171 86V85H170ZM190 86V84H189ZM13 87V86H12ZM21 87V86H20ZM29 87V86H28ZM53 87V86H52ZM51 87V88H52ZM59 87V86H56ZM68 87V86H67ZM78 87V88H79ZM123 89H122V88ZM139 87H141L139 90ZM158 87V86H157ZM164 87V86H163ZM167 87V86H166ZM3 88V87H2ZM15 87H13L14 89ZM42 88V87H41ZM45 88V87H44ZM64 88V85H63ZM73 88V87H72ZM77 88V89H78ZM84 88L86 90H84ZM121 88V89H120ZM12 89V90H13ZM36 89V88H35ZM15 90V89H14ZM20 90L22 91V89L20 88ZM26 90V89H25ZM60 90V89H59ZM75 90V89H74ZM86 91L85 93L83 92ZM139 90V91H138ZM20 91V92H21ZM122 91V93L120 92ZM144 91V90H143ZM27 92V91H26ZM51 92V90H50ZM77 92V91H76ZM83 92V93H82ZM129 93L130 95H126L125 93ZM131 92V93H130ZM145 92V91H144ZM143 92V94H144ZM188 92V93H187ZM1 93V92H0ZM10 93V92H9ZM7 95H10V94ZM13 94V92H11ZM185 93H187V95H185ZM6 94V93H5ZM72 94V93H71ZM146 94V93H145ZM25 95V94H24ZM47 95V94H46ZM62 95V94H60ZM59 95V96H60ZM78 95V94H77ZM86 95L84 97H86ZM89 95L87 96V98L89 97ZM136 95H139L138 93H136ZM141 95V94H140ZM57 96V95H56ZM5 97V96H4ZM22 97V96H21ZM63 97V96H61ZM89 97V98H91ZM10 98V97H9ZM15 98V97H14ZM28 98V96H27ZM26 98V99H27ZM65 98V97H64ZM81 98V97H80ZM104 100H103V99ZM3 99V98H2ZM22 99V98H21ZM36 99V98H35ZM34 99V100H35ZM38 99V98H37ZM36 99V100H37ZM53 99V98H51ZM63 99V98H61ZM71 99V98H70ZM5 100V99H4ZM11 100V98H10ZM22 100H25L22 99ZM45 100V99H44ZM49 100V99H48ZM54 100V99H53ZM78 100V99H77ZM86 100V99H85ZM88 100V99H87ZM220 100V99H219ZM8 101V100H7ZM31 101V100H30ZM62 101V100H61ZM68 101V100H67ZM71 101V100H70ZM81 101V99L79 100ZM84 101V100H82ZM222 101V100H221ZM25 102V101H24ZM51 102V101H50ZM63 102V101H62ZM85 102V101H84ZM15 103V102H14ZM34 103V102H33ZM200 103V104H199ZM29 104V103H27ZM31 104V103H30ZM59 104V103H58ZM63 104V103H62ZM78 104V102H77ZM81 104V102L79 103ZM85 104V103H84ZM93 104V103H92ZM219 104V103H218ZM18 106V104H15ZM33 105V104H32ZM31 105V106H32ZM86 105V104H85ZM13 106V104H12ZM16 106V107H17ZM75 106V105H74ZM87 106V105H86ZM90 106V105H89ZM93 106V105H92ZM101 107V108H100ZM40 108V107H39ZM46 108V107H45ZM49 108V107H48ZM91 108V107H90ZM7 109V108H6ZM5 109V110H6ZM30 110H32L31 108H29ZM104 109V110H103ZM26 110V109H25ZM72 110V109H71ZM70 110V111H71ZM206 110V112H205ZM3 110H1L2 112ZM8 111V110H7ZM74 111V109H73ZM98 111V110H97ZM96 111V113H98ZM210 111V112H209ZM24 112V111H23ZM56 112V111H55ZM60 112V111H59ZM98 113V115H100L101 113ZM12 113V112H11ZM14 113V112H13ZM54 113V112H52ZM75 113V112H74ZM95 113V112H93ZM95 113V114H96ZM6 114V113H5ZM17 114V113H16ZM32 114V113H31ZM65 114V113H64ZM92 114V113H91ZM7 115V114H6ZM15 115V113H14ZM30 115V113H29ZM34 115V114H33ZM52 115V114H51ZM72 115V114H71ZM97 115V117H98ZM10 116V115H8ZM12 116V115H11ZM50 116V115H49ZM86 116V115H85ZM95 117V115H93ZM207 116V114H206ZM7 117V116H6ZM5 117V118H6ZM26 117V115H25ZM34 117V116H33ZM37 117V116H35ZM42 117V116H41ZM96 117V118H97ZM109 117V118H108ZM2 118V117H1ZM8 118V117H7ZM11 118V117H10ZM8 118V119H10ZM15 118V116H14ZM29 118V117H28ZM63 118V117H62ZM103 118L102 114H101V119ZM104 118V119H105ZM206 118V117H205ZM4 119V118H3ZM31 119V117H30ZM33 119V118H32ZM31 119V121H33ZM38 119V118H37ZM74 119V118H73ZM77 119V118H76ZM103 119V120H104ZM15 120V119H14ZM65 120V119H64ZM79 120V119H78ZM105 120V121H106ZM6 121V119L4 120ZM17 121V119H16ZM30 121V120H29ZM40 121V120H39ZM38 121V122H39ZM89 121V120H88ZM1 122V121H0ZM8 122V121H7ZM10 122L12 123V119L10 120ZM9 122V123H10ZM15 122V121H14ZM36 122V123H38ZM47 122V121H46ZM98 122V121H97ZM124 122L127 123V126H129V128L126 126L127 128L124 129L122 128V123ZM11 123L7 124L8 127H13L11 125ZM30 123V122H29ZM79 123V122H78ZM90 123V122H89ZM5 127H6V123ZM18 124V121H17ZM16 124V126H17ZM43 124V123H42ZM56 124V123H54ZM86 124V123H85ZM99 124V123H98ZM110 124V126H111ZM199 124V125H198ZM11 125V126H10ZM14 125V123H13ZM23 125V124H22ZM28 125V124H27ZM34 125V123L32 124ZM76 125V124H75ZM74 125V126H75ZM88 125V124H87ZM107 125V124H106ZM105 125V126H106ZM109 125V124H108ZM198 125V126H197ZM21 126V125H20ZM55 126V125H54ZM80 126V125H79ZM86 126V125H85ZM93 126V124H91V127ZM123 126V127H124ZM15 127V126H14ZM35 127V126H34ZM90 127V126H89ZM101 127V126H100ZM104 127V125H103ZM107 127V126H106ZM105 127V128H106ZM37 128V127H36ZM39 128V127H38ZM58 128V127H57ZM87 128V127H86ZM95 128V127H93ZM104 128V129H105ZM9 130H6L9 132L10 129L12 128H8ZM47 129V128H46ZM99 129V128H98ZM20 130V129H19ZM33 130V129H32ZM37 130V129H36ZM57 130V129H56ZM82 130V127H81ZM107 130V128H106ZM109 130V129H108ZM198 130V129H197ZM4 129L1 131L3 132ZM12 131L14 132V128L12 129ZM23 131V130H22ZM31 131V130H30ZM72 131V130H71ZM70 131V132H71ZM83 131V130H82ZM105 131V130H104ZM103 131V132H104ZM0 132V133H1ZM11 132V133H13ZM38 132V131H37ZM47 132V131H46ZM50 132V131H49ZM57 132V131H56ZM55 132V133H56ZM68 132V131H67ZM106 132V131H105ZM112 132V133H113ZM4 133V132H3ZM18 133V132H17ZM22 133V132H20ZM40 133V132H39ZM53 133V132H52ZM64 133V132H63ZM100 133V132H99ZM111 133V134H112ZM7 134V132L5 133ZM9 134V133H8ZM16 133H13V136ZM32 134V133H31ZM76 134V133H75ZM86 134V133H85ZM97 134V133H96ZM107 134V133H106ZM110 134V135H111ZM197 134V133H196ZM195 134V135H196ZM199 134V131H198ZM3 135V134H2ZM48 136V134H46ZM45 135V136H46ZM53 135V134H50ZM101 135V134H100ZM104 135V134H103ZM7 136V135H6ZM10 135H8L7 137L9 138ZM12 136V137H13ZM40 136V135H39ZM38 136V137H39ZM73 136V135H71ZM81 136V135H80ZM16 137V135H15ZM18 137V135H17ZM43 137V136H42ZM55 137V136H54ZM60 137V136H59ZM89 137V136H88ZM100 137V136H99ZM103 137V136H102ZM113 137V136H112ZM4 138V137H3ZM2 138V139H3ZM6 138V137H5ZM7 138V139H8ZM11 138V137H10ZM19 138V137H18ZM31 138V137H30ZM35 137H33L34 140ZM46 138V137H45ZM70 138V137H69ZM78 138V137H77ZM116 138V137H115ZM192 138H196L195 136ZM190 138V139H192ZM28 139V137H27ZM44 139V137H43ZM58 139V138H57ZM76 139V138H75ZM106 139V138H104ZM4 140V139H3ZM10 140V139H9ZM8 140V141H9ZM21 140V139H20ZM26 140V139H25ZM24 140V141H25ZM39 140V139H38ZM48 140V139H47ZM52 140V139H51ZM66 140V139H65ZM95 140V139H93ZM93 140H91V142H93ZM97 140V139H96ZM103 140V139H102ZM111 140V139H109ZM116 140V139H115ZM193 140V139H192ZM5 141V140H4ZM7 141V140H6ZM7 141V142H8ZM28 140H26L27 142ZM42 141V140H41ZM88 141V140H87ZM25 142V143H26ZM30 142V141H28ZM32 142V141H31ZM38 142V141H37ZM48 142V141H47ZM53 142V140H52ZM86 142V140H85ZM109 142V141H108ZM120 142V141H119ZM117 142V143H119ZM122 142V143H123ZM188 142V141H187ZM6 143V142H3ZM41 143V142H40ZM66 143V142H65ZM80 143V142H79ZM19 144V143H18ZM35 144V143H34ZM48 144V143H47ZM55 144V143H54ZM53 144V145H54ZM71 144V142H70ZM87 144V143H86ZM130 144V142H129ZM128 144V145H129ZM26 145V144H25ZM24 145V146H25ZM48 145H51L50 143ZM75 145V144H74ZM77 145V144H76ZM85 145V144H84ZM103 145V144H102ZM108 145V144H107ZM187 145V144H186ZM59 146V145H58ZM71 146V145H70ZM69 146V147H70ZM93 146V144H92ZM183 146V147H182ZM5 147V145H4ZM9 147V146H8ZM30 147V146H29ZM35 147V146H34ZM42 147V146H41ZM52 147V145H51ZM60 147V146H59ZM65 147V146H64ZM67 147V146H66ZM95 147V146H93ZM11 148V147H10ZM15 148V147H14ZM12 147V149H14ZM17 148V147H16ZM31 148V147H30ZM37 148V147H36ZM39 148V147H38ZM102 148V147H101ZM100 148V149H101ZM180 148V149H181ZM6 149V148H5ZM26 149V148H25ZM28 149V148H27ZM34 149V148H33ZM47 149V147H46ZM68 149V148H67ZM71 149V147L69 148ZM104 149V148H103ZM109 149V147H108ZM113 149V148H112ZM10 150V149H9ZM18 150V149H17ZM30 150V149H29ZM53 150V148H52ZM51 150V151H52ZM56 150V149H55ZM54 150V151H55ZM59 150V149H58ZM92 151V149H90ZM93 150H95V148H93ZM4 151V150H3ZM46 151V150H45ZM71 151V150H70ZM98 151V150H97ZM96 151V153H97ZM102 151V150H101ZM104 151V150H103ZM126 151V150H125ZM5 152V151H4ZM11 152V150H10ZM16 152V151H15ZM14 152V153H15ZM38 152V151H37ZM69 152V151H68ZM81 152V151H80ZM118 152V151H117ZM9 153V152H8ZM12 154V156L15 154ZM57 153V152H56ZM64 153V152H63ZM83 153V152H82ZM88 153V152H87ZM4 154V153H3ZM11 154V153H10ZM30 154H32L30 152ZM35 154V153H34ZM43 154V151H42ZM39 154V155H42ZM47 154V151H46ZM49 154V153H48ZM61 154V153H60ZM70 154V153H69ZM79 154V153H78ZM86 154V153H85ZM1 155V154H0ZM9 156V154H7ZM17 155V154H16ZM38 155V156H39ZM44 155V154H43ZM51 156H53L52 154H50ZM64 155V154H63ZM87 155V154H86ZM85 155V156H86ZM95 155V154H93ZM125 157H124V156ZM7 156V157H8ZM23 155L21 154V157ZM80 156V155H79ZM77 156V157H79ZM82 156L84 157V155L82 154ZM89 156V155H87ZM119 156V155H118ZM11 157V155H10ZM40 157V156H39ZM42 157H40V159L42 160ZM48 157V156H47ZM71 157V156H70ZM91 157V156H90ZM93 157V156H92ZM103 157V156H101ZM105 157V156H104ZM103 157V158H104ZM172 157V158H171ZM36 157H34L33 159H35ZM38 158V157H37ZM46 158V157H44ZM54 158V157H53ZM68 158V157H67ZM66 158V159H67ZM73 158V157H72ZM122 158V159H121ZM171 158V159H170ZM13 159V158H12ZM20 159V157H19ZM22 159V158H21ZM39 159V158H38ZM39 159V160H40ZM52 159V158H51ZM76 159V158H75ZM78 159V158H77ZM85 159V158H84ZM89 159V157H88ZM93 160V158H91ZM108 159V158H107ZM9 160V159H8ZM15 160V159H14ZM47 160V159H46ZM50 160V159H49ZM59 160V159H58ZM64 160V159H63ZM61 160V161H63ZM71 160V159H70ZM69 160V161H70ZM73 160V159H72ZM99 159H97L98 161ZM104 160V159H103ZM43 161V160H42ZM57 161V160H56ZM60 161V160H59ZM58 161V162H59ZM66 161V160H65ZM96 160H93V162H95ZM102 161V158L100 160V162ZM1 162V161H0ZM16 162V161H15ZM19 162V161H18ZM38 162V161H37ZM45 162V160H44ZM49 162V161H48ZM54 162V161H53ZM86 162V161H85ZM47 163V162H46ZM51 163V162H50ZM55 163V162H54ZM60 163V162H59ZM67 163V162H65ZM74 163V162H73ZM80 163V161L78 162ZM84 163V162H83ZM89 163V162H88ZM87 163V164H88ZM91 163V162H90ZM98 163V162H97ZM1 164V163H0ZM14 164V163H13ZM42 164H44L42 162ZM64 164V162H63ZM75 164V163H74ZM77 164V163H76ZM86 164V163H85ZM84 164V165H85ZM86 164V167H87ZM103 164V163H102ZM15 165V164H14ZM41 165V164H40ZM55 165V164H54ZM53 165V166H54ZM62 165V163H61ZM60 165V166H61ZM66 166V164H64ZM13 166V165H12ZM37 166V165H36ZM46 166V165H45ZM89 166V164H88ZM4 167V166H3ZM10 167V166H9ZM41 167V166H40ZM57 167V166H56ZM55 167V168H56ZM64 167V166H61ZM72 167V166H70ZM83 167V166H82ZM43 168V167H41ZM169 168V169H168ZM60 169V167H59ZM65 169V168H64ZM69 169V167H68ZM72 169V168H70ZM80 169V168H79ZM86 169V168H85ZM89 169V168H88ZM7 170V169H6ZM43 170V169H42ZM47 170V169H46ZM49 170V169H48ZM54 171V169H52ZM58 170V169H57ZM56 170V171H57ZM61 170V169H60ZM11 171V170H9ZM50 171V170H49ZM52 171V172H53ZM54 171V172H56ZM67 171V170H66ZM65 171V174H66ZM70 171V170H69ZM7 172V171H6ZM12 172V171H11ZM41 172V174H40ZM64 172V171H63ZM72 172V171H71ZM70 172V173H71ZM80 172V171H77ZM82 172V170H81ZM45 173V172H44ZM51 173V172H50ZM58 173V171H57ZM60 173V172H59ZM62 173V171H61ZM68 173V172H67ZM68 173V174H70ZM73 173V172H72ZM52 174V173H51ZM79 174V173H78ZM152 174V173H151ZM12 175V174H11ZM46 175V174H44ZM54 175V174H53ZM56 175V174H55ZM54 175V176H55ZM60 174H58L59 176ZM62 175V174H61ZM73 175V174H72ZM71 175V176H72ZM75 175V174H74ZM153 175V174H152ZM13 176V175H12ZM52 176V175H51ZM57 176V175H56ZM57 176V177H58ZM63 176V175H62ZM66 176V175H65ZM76 176V175H75ZM78 176V175H77ZM48 177V176H47ZM46 177V178H47ZM74 177V176H73ZM160 177V176H158ZM51 178V177H50ZM61 178V177H60ZM63 178V177H62ZM76 178V177H75ZM74 178V180H75ZM79 178V177H78ZM52 179V178H51ZM55 179V177H54ZM157 179V178H156ZM7 180V179H6ZM11 180V179H10ZM46 180V179H45ZM71 180V179H70ZM5 181V180H4ZM47 181V180H46ZM52 181V180H51ZM55 181V180H54ZM66 181V180H65ZM151 181V182H150ZM73 182V181H72ZM71 182V183H72ZM150 182V183H148ZM3 183V182H2ZM7 187V188H11L12 184ZM60 184V183H59ZM64 184V183H63ZM67 184V183H66ZM134 184V183H133ZM139 184V183H138ZM135 185V184H134ZM137 185V184H136ZM58 186V185H57ZM139 186V185H138ZM155 186V185H154ZM55 187V186H54ZM137 186H135L134 190L136 189ZM150 187V188H149ZM129 188V187H128ZM2 189V188H1ZM119 189H122L119 191ZM7 190V189H6ZM9 190V189H8ZM129 190V189H128ZM131 190V187H130ZM141 190V189H140ZM122 191V192H121ZM133 190H131L132 192ZM5 193V189L3 191ZM1 193L2 195L4 193ZM7 192V191H6ZM129 192V191H128ZM149 192V191H148ZM7 195V193H5ZM9 194V192H8ZM12 193H10L11 195ZM13 195V194H12ZM9 196V195H8ZM115 196V195H113ZM2 197V196H1ZM130 197V195H129ZM133 197V195H132ZM4 198V196H3ZM6 198V197H5ZM10 198V199H9ZM128 198V197H127ZM2 203V201H1ZM4 203V202H3ZM3 205V206H4ZM1 206V205H0ZM4 208V207H3ZM103 209V210H104ZM1 210V209H0ZM110 210V212H111ZM2 211V210H1ZM105 211V210H104ZM115 211V210H114ZM113 211V212H114ZM6 212V211H5ZM9 212V211H8ZM7 212V213H8ZM1 213V212H0ZM4 213V212H3ZM103 214V212H102ZM105 216L106 213L104 212ZM116 214V211H115ZM5 215V213H4ZM101 215V213H100ZM110 215V214H109ZM106 216L107 218L110 216ZM6 216V215H5ZM4 216V217H5ZM98 216V217H97ZM102 216V215H101ZM100 216V217H101ZM111 216H115L114 214H112ZM2 217V216H1ZM3 217V218H4ZM105 217V218H106ZM122 217V216H121ZM2 218V219H3ZM102 218V217H101ZM151 218V217H150ZM111 219V218H109ZM116 219V218H115ZM102 220V219H101ZM106 220V219H105ZM114 220V219H113ZM1 221V220H0ZM104 221V219L102 220ZM110 223V222H109ZM137 223V222H136ZM3 224V223H2ZM108 225V224H107ZM106 225V226H107ZM112 225V224H111ZM110 225V226H111ZM114 225V224H113ZM137 225V224H136ZM149 225V224H148ZM151 226V225H150ZM113 227V226H112ZM120 227V226H117ZM4 229V228H3ZM113 229V228H112ZM111 229V230H112ZM115 225H114V229L115 230ZM120 229V228H119ZM135 229V228H134ZM149 229V227H148ZM112 230V231H113ZM133 230V229H132ZM139 230V229H138ZM108 231V228H107ZM112 231L109 232L112 233ZM135 231V230H134ZM104 232V231H103ZM151 232V231H150ZM101 234H105L101 233ZM151 234V233H150ZM102 235V236H103ZM107 235V234H106ZM112 235V234H111ZM204 235V234H203ZM9 236V234H8ZM76 236H80L79 239H82L80 242L77 241V243L79 242V245L77 247H72L71 245V241L72 239H74ZM82 236V237H81ZM100 236V237H99ZM12 237V236H11ZM65 237L68 239L66 240ZM109 237V236H108ZM150 237V235H149ZM100 238V239H99ZM12 239V238H11ZM99 239V240H98ZM200 239V238H199ZM202 239V238H201ZM105 240V239H104ZM125 240V239H124ZM146 240V239H145ZM198 240V239H197ZM196 240V242H197ZM194 241V240H193ZM75 242V241H74ZM105 242V241H104ZM190 242V241H189ZM195 242V241H194ZM4 243V242H3ZM83 243L85 245H83ZM101 243V242H100ZM145 243V242H144ZM201 243V242H199ZM198 243V244H199ZM74 245V244H73ZM77 245V244H76ZM114 245V244H112ZM196 245V244H195ZM110 246V245H109ZM116 245H114L115 247ZM123 246V245H122ZM190 246V245H189ZM101 247L102 244H101ZM112 246V249L114 248ZM117 247V246H116ZM115 247V248H116ZM199 247V246H198ZM197 247V248H198ZM87 250V255H83L82 259L76 261L79 257V254H81V250ZM109 248H107L108 250ZM111 249V247H110ZM118 249V247H117ZM129 249V248H128ZM82 250V251H83ZM126 250V252H125ZM190 250V249H188ZM186 250V251H188ZM92 251V252H91ZM128 251V252H127ZM108 252V251H106ZM116 252V250H115ZM191 252V251H190ZM193 253V252H192ZM195 253V252H194ZM185 254V253H184ZM183 254V255H184ZM198 254V253H196ZM32 256V258H28L27 256ZM126 257H125V256ZM189 255V252H188ZM195 255V254H194ZM192 255V256H194ZM208 256V255H207ZM26 257V258H25ZM81 257V256H80ZM157 257V256H156ZM188 257V256H187ZM25 258V259H23ZM191 258V257H190ZM194 258V257H193ZM198 258V257H197ZM22 259V260H21ZM27 259V260H26ZM155 259V258H154ZM186 258H183V264H185V260ZM192 259V258H191ZM207 259V258H206ZM187 260V259H186ZM195 260V259H194ZM197 260V259H196ZM76 261V262H75ZM123 261V262H122ZM200 259L199 261L197 260L198 263H200ZM204 260H202L201 262H203ZM135 262V261H134ZM153 262V261H152ZM188 262V261H186ZM192 262V261H190ZM196 262V264H198ZM205 262V261H204ZM203 262V263H204ZM200 263V264H203ZM209 263V262H208ZM153 264V263H152ZM156 264V263H155ZM160 264V263H159ZM187 264V263H186ZM195 264V263H193Z\"/></svg>",
    "mask_w": 264,
    "mask_h": 264
}]
</instances>
